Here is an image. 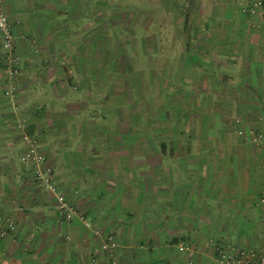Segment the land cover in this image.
<instances>
[{
  "label": "crops",
  "instance_id": "0c3cea01",
  "mask_svg": "<svg viewBox=\"0 0 264 264\" xmlns=\"http://www.w3.org/2000/svg\"><path fill=\"white\" fill-rule=\"evenodd\" d=\"M195 4L209 13L194 111L177 122L189 142L153 148L103 139L116 115L95 110L106 105L84 45L89 0H4L20 65L9 78L0 38V217L14 226L0 264H222L216 245L264 249V17L244 12L249 0ZM24 135L79 216L59 221Z\"/></svg>",
  "mask_w": 264,
  "mask_h": 264
},
{
  "label": "rangeland",
  "instance_id": "374dc122",
  "mask_svg": "<svg viewBox=\"0 0 264 264\" xmlns=\"http://www.w3.org/2000/svg\"><path fill=\"white\" fill-rule=\"evenodd\" d=\"M95 1L89 0L84 45L89 64L104 69L99 93L106 106L95 110L116 115L104 141L153 148L187 144L177 122L194 111L193 51L209 12L195 9L194 0H99L97 13ZM69 19L74 23L75 15Z\"/></svg>",
  "mask_w": 264,
  "mask_h": 264
},
{
  "label": "built area",
  "instance_id": "2783aa9c",
  "mask_svg": "<svg viewBox=\"0 0 264 264\" xmlns=\"http://www.w3.org/2000/svg\"><path fill=\"white\" fill-rule=\"evenodd\" d=\"M251 15L260 14L264 17V0H249L248 8L244 10ZM0 38L1 47L4 52L3 63L9 78H14L19 72L20 58L15 52L14 25L7 16L4 8V0H0ZM11 96V92L5 93ZM26 145L24 159L34 165V180L41 184L47 191L53 193L57 199V213L60 222H68L79 216L76 208L57 189L56 181L49 167H44V156L37 146V141L26 135L22 138ZM260 136H253L252 141L257 143ZM264 202V200H262ZM0 237H4L9 230L14 228L10 220L0 217ZM108 248V243L102 245ZM180 250H190L189 243H180ZM215 251L220 257L222 264H264V249L250 246H236L225 249L215 246Z\"/></svg>",
  "mask_w": 264,
  "mask_h": 264
},
{
  "label": "trees",
  "instance_id": "16d2710c",
  "mask_svg": "<svg viewBox=\"0 0 264 264\" xmlns=\"http://www.w3.org/2000/svg\"><path fill=\"white\" fill-rule=\"evenodd\" d=\"M162 145V144H161Z\"/></svg>",
  "mask_w": 264,
  "mask_h": 264
}]
</instances>
